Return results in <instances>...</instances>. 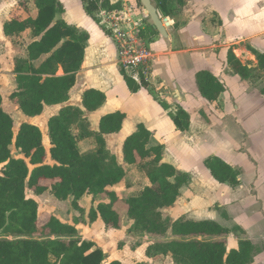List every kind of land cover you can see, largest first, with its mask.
I'll list each match as a JSON object with an SVG mask.
<instances>
[{
  "label": "trees",
  "instance_id": "trees-1",
  "mask_svg": "<svg viewBox=\"0 0 264 264\" xmlns=\"http://www.w3.org/2000/svg\"><path fill=\"white\" fill-rule=\"evenodd\" d=\"M20 1L3 24L6 36H19L30 30L32 41L27 44L25 57L14 59L16 90L9 99L15 101L28 117L40 115L45 106L62 104L69 99L83 58L88 34L68 25L59 17L64 12L60 0ZM162 16L173 13V3L183 0H153ZM83 9L97 24L99 0H81ZM101 6H108L104 0ZM28 10V11H27ZM157 32L156 30H154ZM257 67H248L227 52V65L241 79L255 82L264 74V54L253 48ZM42 56H45L42 58ZM42 61L36 65V61ZM59 68L62 73L57 74ZM131 93L148 83L139 81L120 70ZM199 93L209 102L216 103L225 90L224 85L207 70L195 74ZM264 94V87L261 89ZM104 92L85 87L82 107L95 111L104 102ZM0 95V264H104L107 254L92 240L82 239L76 227L54 215L39 224L38 203L26 197V190L34 194L49 192L58 200L70 198L71 206L81 215L79 200L86 194L100 201L87 213L89 222L100 218L105 228L120 229L132 222L129 228L135 237L149 236L154 242L148 245L146 255L169 256L176 264H251L254 257L264 252L261 245L248 238H239L236 247L227 248L225 236L230 228L211 219L164 218L161 209L171 207L180 196L181 189L190 182L188 173L179 171L163 161L161 144L149 146L151 132L139 123L136 130L122 144L123 161L136 167L149 181L138 195L119 196L109 190L120 183L126 170L107 149L105 135L121 129L125 114L120 111L105 114L99 120L98 130L91 131L84 111L76 106H64L47 121L49 148L43 144L41 129L32 123L20 125L13 132V118L1 107ZM176 130L186 131L189 114L180 106L171 115ZM76 130V133L75 131ZM92 139L94 147L81 152L78 142ZM12 147L22 155L12 154ZM211 176L230 187L239 185V171L217 155L203 160ZM46 180L49 184L41 183ZM120 202L123 213L115 205ZM106 264H120L112 260Z\"/></svg>",
  "mask_w": 264,
  "mask_h": 264
},
{
  "label": "rangeland",
  "instance_id": "rangeland-1",
  "mask_svg": "<svg viewBox=\"0 0 264 264\" xmlns=\"http://www.w3.org/2000/svg\"><path fill=\"white\" fill-rule=\"evenodd\" d=\"M20 1L22 0H0L2 19H7L8 12ZM66 1L67 12L70 13V11L76 10V0ZM229 1H235L234 6L241 13L252 12L257 9V11L263 13L264 18V0ZM152 2L154 1L152 0ZM217 2L219 0L206 2L205 7L208 8L204 11L207 10L212 17L209 19L210 25L221 27L222 22L226 20L224 12L235 14V10L228 8L220 13L219 8L214 4ZM27 3L28 9L32 11V1L27 0ZM134 7V18L142 22V15L140 14L142 7L139 1L136 2L135 0ZM180 14H183L182 8L176 7L175 17ZM249 20L252 21V18H249ZM219 21H221L220 25ZM229 22L231 23L232 20ZM262 24V22L254 23V27L258 25L255 29L262 27ZM91 31L94 38L93 42L101 44L97 40V36L94 35V30ZM217 32V39L212 41L211 45L217 46L218 51L221 48L218 45L222 41H220L219 36L220 30H217ZM231 33H233V30ZM224 36L226 37V34ZM31 39V34L27 31L19 36L1 38L0 41V70L2 71L0 88L6 99L4 108L10 111L13 116L15 133L24 118L18 112L16 106L7 100L8 95L14 90L12 76L9 75V72L12 59L25 54L24 49ZM235 39H240V37H235ZM227 40L234 41L230 34ZM245 46L251 47L242 41L240 44L233 45L232 48H235L234 54H237L242 62L252 64L251 56L245 51ZM223 74L225 75L224 78H228V82L226 92L217 104L202 100L196 93L188 100L187 109L190 111L191 116L188 131L173 135L170 138L154 137L151 141V144H154L165 140L163 143L164 161L172 163L179 171H185L190 176L189 184L181 189V195L176 203L172 207L161 209V213L164 218L171 220L214 219L231 230V233L225 236L228 249L235 247L238 239L242 237L261 245L264 241V94L261 92L264 81L253 85L240 80L231 81L228 71ZM160 91L164 92L163 89ZM171 92H167V101L161 99V94L158 91L149 92V94L173 109L174 102L172 101L173 94ZM164 94L166 93L164 92ZM118 95L122 97V100L125 97L123 91L119 88ZM139 100H142V96L136 101ZM76 102L77 98L74 91L70 103L75 105ZM57 108L46 109V113L29 120L41 129L43 144L46 149L49 148L46 128L47 119L56 113ZM150 114L155 115L158 112L153 109ZM161 122L163 121L161 120ZM161 129L165 133L171 132V129L169 130L168 126L163 123ZM74 131L76 133V130ZM108 144L110 151L118 159L120 157L118 138L109 137ZM79 146L82 151H86L94 147V142L89 139L81 142ZM12 154L16 157L19 156L14 147H12ZM211 154L221 156L234 168L238 169L240 172L238 186L230 187L218 184L212 179L201 164L203 159ZM120 158L119 161L122 162ZM2 166L0 165V174ZM129 181L131 184L122 183L116 187L119 196L138 195L147 185L145 178L138 173L135 176L133 174L129 175ZM28 194H30L29 191ZM37 201L39 224L44 223L49 215L55 216V214L66 221L72 219L69 203L63 206V204H58L53 199L44 197L42 199L37 198ZM82 204L85 207V212H87L91 204L96 206L97 201H93L91 196H87ZM115 207L118 212L123 213L124 207L120 202ZM225 212L228 213L229 217H223L222 214ZM77 220L79 222L80 237H92L98 242L103 240L107 244L108 250L113 253L106 259L104 264L111 260H118L120 264H176L169 256L156 255L148 257L146 249L148 245L154 242V238L145 235L141 237L128 236L126 231L129 225L127 224H124L120 231L111 233L107 232L103 225L97 223V221L89 223L87 215ZM107 240L111 241L112 244H108ZM251 264H264V252L257 254Z\"/></svg>",
  "mask_w": 264,
  "mask_h": 264
},
{
  "label": "crops",
  "instance_id": "crops-1",
  "mask_svg": "<svg viewBox=\"0 0 264 264\" xmlns=\"http://www.w3.org/2000/svg\"><path fill=\"white\" fill-rule=\"evenodd\" d=\"M60 1L63 4L64 12L61 15H59V17L63 19L68 25L75 26L78 29V31L87 33L88 39H87L85 50H84L83 62H82V65L79 71L76 73L75 84L70 90L69 99L62 104L45 106L43 112L38 116H41L42 114L46 113V109H52V108L58 107L55 113L57 114L58 111L64 106H67V105L76 106V107L81 108L84 111V116L87 118L89 122V129L91 131H97L101 116L108 114V113L115 112V111H120L125 114V118L123 120L121 129L116 133L105 135L106 145L109 151L110 149H109V144H108V138L109 137L118 138L119 153L121 157L119 158L120 160H122V162L119 161V158L118 159L116 158V159H117L118 164L123 166L124 169L126 170V175L124 179L117 185L110 187L109 190L116 191V187L122 183L131 184L129 181V175L133 174L135 176L136 173H138L139 175H142L147 181V185H149L148 179L145 177V175L142 172L138 171L136 167H133L131 165H126L124 163L123 155H122L123 141L127 136H129L131 133H133L136 130V126L139 123L144 124L145 127L151 132L149 146L157 145V144H161L163 146V143L165 140L151 144V141L153 140L154 137H165V138L169 137L170 138L173 135L181 134V133L188 131L190 128V125H189L188 130L186 131L181 132V131L176 130L175 125L173 124V121L171 120V115L176 111L177 106H180L190 116V111L187 109V105H188V100L194 95V93L198 94V96L202 100L209 102L205 98H203L198 91V88L196 85V79H195L196 72H198L199 70H207L211 72L214 76H216L218 80L224 85L225 90L219 95L218 100L226 92V85L228 82V78H224L225 75L223 74L226 71H228L229 73L228 76H230L229 79L231 81L240 80V81L248 82L253 85L256 84L257 82L264 81V74H263V77L259 78L255 82L243 80L237 74L233 73L227 65L228 50L232 49L234 53L235 48L234 47L232 48V46L240 44L242 41L250 45L251 47L249 48H253L257 52L264 54V25H263L264 18H263V13H261L260 11H257V9H254L252 12L241 13L238 10H236V7L234 6L235 1L231 2L229 0H219V2L214 3V4H216V6L219 8L220 13H222L223 10L231 8L235 10V14H233L232 12H229V13L224 12V16L226 17V20L222 22L223 25L221 24V27L220 26L215 27L214 25L213 26L210 25L209 19L212 18L211 15L207 12V10L204 11L205 9L208 8V7L207 8L205 7V4L206 2L209 3V0L208 1L207 0H183L184 1L183 5L173 3L174 10L171 15L162 16L159 13L161 18H166V21L168 22V26H166L168 39H165L159 34L157 30H156L157 32L154 31L155 28L152 26L150 19L147 16L144 17V15L142 14V8H141L140 14L142 15L141 17H142V22L144 26V30L142 31V36H143L144 41L146 42L147 47L151 50L152 62H151V67H150V75L148 79L145 80L148 83L147 87H142L137 92L131 93L126 85V82L120 70L123 69L128 75H131V74L127 72V70L124 69L117 62L116 44H115V41L110 31H108L104 27L101 21L99 24H97L89 15L85 13L81 0H76V4H77V6H75L76 10L70 11V13L67 12V5H66L67 1L66 0H60ZM137 1L138 0H136V2ZM131 3H133L135 6V0H131ZM115 5L116 4L112 5L108 3V6H112V8L115 7ZM14 7L8 12L7 19H2V11H0V41H1V38L11 37V36H6L4 34L3 24L6 20H8L9 14L14 9ZM176 7L182 8V11H183V14H180L177 17H175L174 15ZM97 16L99 18L98 11H97ZM249 18H252V21H250ZM230 20H232L231 23L229 22ZM220 22L221 21L218 22L219 25H220ZM260 22L263 23L261 25L262 27H259L260 29L259 28L255 29V27H257L258 25L254 27V23H260ZM147 23H150V24H147ZM89 27L94 30V35L97 36L98 38L97 40H99L101 44H98L97 42H93L94 38H93V33L91 31L92 29H90ZM217 30H220L219 36H220V41H222L221 44L218 45V47L221 46L220 50L218 51H217V46L211 45L212 41L217 39L216 38V35L218 33ZM232 30H233V33H231ZM27 31L30 33V30H26L25 32ZM224 34H226V37L224 36ZM229 34L231 37H233L234 39L233 42H230L229 40H227V37ZM238 36L240 37V39L236 40L235 37H238ZM31 41L32 39L28 43H30ZM249 48L245 46V51L250 54L251 56L250 60L252 61V64L244 63L241 60L240 61L243 64H247V66L250 68L257 67L258 65L257 59L255 55L249 50ZM24 52L25 54H21V56H16L12 59V66L9 72L10 73L9 75L12 76V84L14 87V90L12 92L16 90L15 74L13 73L14 59L25 57L26 55L25 49H24ZM235 56H237V54H235ZM44 57L45 56H42V58ZM42 58H40L38 61L35 62L36 65H38L42 61ZM61 73L62 71L59 68L57 74H61ZM231 73L235 75L236 77H234ZM1 75H2V71L0 70V78H1ZM85 87H90V88L100 90L104 92L106 96L105 102L95 111H87L82 107L81 97H82V92ZM118 88L121 89L123 91V94L125 95L123 100H122V97L118 95ZM161 89H163L166 94L160 91ZM74 91H75L76 98H77V102L75 105L70 103L71 96ZM153 91L160 92L161 99H164V101H167L166 100V97L168 96L167 92L169 93L170 91H172L171 92L173 94L172 101L174 102L173 109L169 108L166 104L160 101V99L153 98L149 94V92L153 93ZM2 94L3 93L0 88V95L2 98L1 107L5 112L11 115L10 111L4 108V103L6 99L4 98ZM10 94L8 95L7 100H9L10 103L16 106L20 115L24 118L22 123L24 122L32 123L29 120L34 119L38 116H35V117L25 116L21 112V110L18 108V105L15 103V101H12L11 99H9ZM141 96H142V100L136 101ZM218 100L215 104L218 103ZM209 103H214V102H209ZM153 109H155L156 112H158V114H155V115L150 114ZM11 117L13 118L12 115ZM161 120L163 122H161ZM162 123L164 125H167L169 130L171 129L170 130L171 132L165 133L164 131H161ZM32 124H35V123H32ZM190 124H191V116H190ZM20 125L18 126V129ZM14 130H15V126H14V119H13V132ZM16 133L14 132V135H16ZM86 140H89V139H84V140L79 141L78 146L81 142H84ZM81 152H85V151L81 150ZM110 153L113 154L111 151ZM211 155H217V154H211ZM17 157H22V155L19 154V156ZM219 157L223 159L221 156ZM223 160L227 162L229 165H231L227 160L225 159ZM163 161H164V153H163ZM201 164H202V167H204L205 170L209 173L207 168L204 166L203 161ZM239 176H240V172H239ZM212 179L216 183H218L213 177ZM45 182L49 184V182L46 180L41 181V183L46 184ZM218 184H221V183H218ZM222 185H226V184H222ZM28 191L30 192V194H28ZM87 196H91L93 201H97V204L100 201L107 202L106 199L99 200V199L93 198V196L90 194H86L79 200V205L83 208V210L85 209V207L82 203ZM26 197L34 199L37 203H38L37 198L42 199L43 197L53 199L58 204H63V206H65L66 203H69L71 207V216H72L71 218L72 219H70L69 221H66L56 214L55 216L58 217L63 222L74 225L79 235H80L79 228H78L79 222L77 219H79L80 217H84V216L86 217L89 209L91 207H96L91 204L88 211L85 212L84 210V214L81 215L78 211L72 208L70 198L64 201H61L58 199L56 200V198L49 192V190L43 192L42 194L37 195V194H34L31 190L27 189ZM222 215L223 217L224 216L229 217L227 212L223 213ZM205 219H208V218H205ZM195 220H201V219H195ZM211 220H214V219H211ZM96 221L97 223L103 225V227L105 228L100 218H97L94 222ZM94 222H89V223H94ZM131 223H132L131 221L127 223V225H129L128 230L126 231L128 236L131 235V233L129 232ZM123 225L121 226V228L123 227ZM121 228L120 229L110 228L112 230H108L107 228L105 229L107 230V232L113 233V232L120 231ZM81 238L92 240L93 242H95V244L107 254V258L110 255H113V253H111V251L108 250L107 244L103 240L102 242H98V240H95L92 237H82L81 236ZM108 244H112V242L108 241Z\"/></svg>",
  "mask_w": 264,
  "mask_h": 264
},
{
  "label": "built area",
  "instance_id": "built-area-1",
  "mask_svg": "<svg viewBox=\"0 0 264 264\" xmlns=\"http://www.w3.org/2000/svg\"><path fill=\"white\" fill-rule=\"evenodd\" d=\"M103 1L99 0L98 15L115 41L117 62L137 81L140 82L142 78L147 80L150 75L152 53L142 36L143 23L134 18V4L131 0H108V3L116 5L107 8L101 6Z\"/></svg>",
  "mask_w": 264,
  "mask_h": 264
},
{
  "label": "water",
  "instance_id": "water-1",
  "mask_svg": "<svg viewBox=\"0 0 264 264\" xmlns=\"http://www.w3.org/2000/svg\"><path fill=\"white\" fill-rule=\"evenodd\" d=\"M142 7V14L147 16L152 26L159 32V34L165 38L168 39V34L166 31V26H168V22L166 21V18H161L155 4L152 2V0H138ZM165 24V25H164Z\"/></svg>",
  "mask_w": 264,
  "mask_h": 264
}]
</instances>
